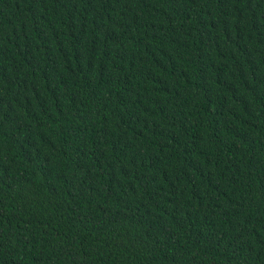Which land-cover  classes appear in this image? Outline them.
Segmentation results:
<instances>
[{
    "label": "trees",
    "instance_id": "1",
    "mask_svg": "<svg viewBox=\"0 0 264 264\" xmlns=\"http://www.w3.org/2000/svg\"><path fill=\"white\" fill-rule=\"evenodd\" d=\"M0 264H264V0H0Z\"/></svg>",
    "mask_w": 264,
    "mask_h": 264
}]
</instances>
